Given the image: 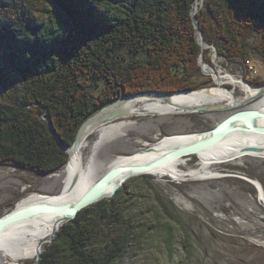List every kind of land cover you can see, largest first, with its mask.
Listing matches in <instances>:
<instances>
[{
  "label": "trees",
  "instance_id": "1",
  "mask_svg": "<svg viewBox=\"0 0 264 264\" xmlns=\"http://www.w3.org/2000/svg\"><path fill=\"white\" fill-rule=\"evenodd\" d=\"M195 1L0 0V61L17 77L14 84L0 74V167L57 173L83 123L120 95L205 85L194 80L201 53L209 63L197 28L219 58L250 49L264 59V0H204L193 16ZM149 189L154 214L167 220L154 232L171 251L179 213ZM121 192L62 226L37 264H120L138 239L133 219L115 203Z\"/></svg>",
  "mask_w": 264,
  "mask_h": 264
},
{
  "label": "rangeland",
  "instance_id": "2",
  "mask_svg": "<svg viewBox=\"0 0 264 264\" xmlns=\"http://www.w3.org/2000/svg\"><path fill=\"white\" fill-rule=\"evenodd\" d=\"M201 7L202 5L199 8ZM196 40L200 43L198 32ZM202 50L208 51L206 57L209 63L204 62V55L201 53L197 61L199 73L194 80L201 84L204 82L205 85H201L199 89L192 92L220 87L214 80V74H212L214 72L217 75L233 76L246 82L255 90L264 86V59L250 49L244 57H236L229 61L219 58L217 50L212 45L205 43ZM201 55L205 67L200 64ZM0 74L8 82L17 83L15 74L6 68L2 61H0ZM222 87L227 90L228 94L232 91L228 83H224ZM142 92L130 96L120 95V98L109 104L112 106L110 109L117 107L121 101L131 99ZM241 96L242 92L237 90L235 97ZM249 104L225 111L180 112L165 116L128 117L122 113L114 120L101 123L108 125L121 120L131 121V124L124 130V136L110 140L111 142L105 143L98 150L97 162L101 168L97 176L98 178L102 176L110 166L109 163L119 156L128 157L143 150L144 147L157 143L167 135L208 131L233 111L248 108ZM104 115L105 112L97 114L100 117ZM95 138L96 134L90 136L89 142L92 143ZM88 151L89 149L84 153ZM192 156L188 157L191 160L187 165L196 168L197 158L195 155ZM243 156L245 157L235 158L231 163L214 167L215 171L221 173L219 178L183 182H176L167 177L159 180L154 176H151L153 179L148 181L128 179L117 190L118 192L122 189L123 194L115 199V203L123 209L126 218L133 219L131 222L136 228L138 239L136 244L130 243L128 252L120 264H264V160L248 155ZM62 171L63 168L57 173L42 176L12 165L1 166L0 217L11 212L17 203L32 194L48 196L62 192V184L57 177ZM247 180L261 185L263 197L259 195L258 187L256 188ZM151 186L155 187L164 198H168L167 201H170L171 206L179 213L181 225L176 227L177 238L171 251L163 247L161 242L163 233L157 235L153 229L163 226L167 220L160 212L157 216L154 214L158 211L153 208L155 204L149 189ZM115 197L116 194L104 200ZM182 238L188 239L185 243L188 253L184 252L185 247L181 244ZM53 240L42 246L41 254ZM35 259V255L30 259H19L17 264H30ZM2 262L6 264L11 261L0 257V264Z\"/></svg>",
  "mask_w": 264,
  "mask_h": 264
},
{
  "label": "bare ground",
  "instance_id": "3",
  "mask_svg": "<svg viewBox=\"0 0 264 264\" xmlns=\"http://www.w3.org/2000/svg\"><path fill=\"white\" fill-rule=\"evenodd\" d=\"M202 2L203 0H196L194 2L192 8L193 15L202 5ZM213 74L215 82L220 85V87L217 86L213 90L202 89L192 93L174 94L166 101L154 97L135 96L131 99L121 101L119 105L117 104V107L111 109L122 112L128 117L174 115L180 112L193 111L200 106L206 105L215 106L217 104L223 105V103H227L228 106H236L241 104L245 99L254 96L257 92L255 88L250 87L246 82H242V80L233 76L228 74H219L216 76L217 74L215 72ZM224 83H228L232 88V91L230 90L231 92L228 91L229 94L222 87ZM237 90L242 92V96L239 98L235 97ZM248 109H254L264 113V93L259 98L252 100ZM98 117L100 118V116ZM98 117L89 121L81 129L78 137L79 147L76 150H68V162L63 167V171L57 175L61 181V190L63 189V191L57 193L58 195L54 194L56 196L32 194L17 203L18 207L37 203L38 200L54 203L59 202L60 204L75 203L92 186L98 179V170L101 168V165H98L97 162L98 150L105 143L111 142L110 140L124 136L125 128L131 124L130 120H121L105 125L99 123ZM256 124L264 126V119H258ZM94 134H96V138L90 143L89 137ZM196 137L197 135L195 133L167 135L162 137L157 143L144 147L145 149L151 147L149 151L143 149L128 157L119 156L113 159L111 161L112 163H109L110 166L109 164L107 166L147 165L172 150L191 143ZM248 147H257L260 149V152L243 151ZM87 149L89 151L85 154L84 152ZM243 155L264 160V136L255 133H238L227 138L215 147L196 154V168H191L187 165L188 161L191 160L188 157H193L192 155H187L155 167L149 171V174L159 180L167 177L176 182L219 178L221 173L215 171L214 167L231 163L238 157H245ZM74 180L77 183L69 191L68 188ZM256 185L260 195L263 194L257 182ZM54 224L55 217L41 216L13 225L5 233L0 235V257L10 259L11 262L6 264H17L19 259H30L34 255L36 256L38 243L51 236ZM1 264L4 263L2 262Z\"/></svg>",
  "mask_w": 264,
  "mask_h": 264
},
{
  "label": "water",
  "instance_id": "4",
  "mask_svg": "<svg viewBox=\"0 0 264 264\" xmlns=\"http://www.w3.org/2000/svg\"><path fill=\"white\" fill-rule=\"evenodd\" d=\"M193 15V12L191 11ZM197 27V26H196ZM197 32L200 36L199 45L201 48L205 46V42L202 38L201 32L197 28ZM200 64L202 67L204 66V62L202 60V55L200 56ZM213 74V73H212ZM218 76V75H216ZM258 91L254 96L245 99L241 104L236 106H228V105H206L200 106L193 111H188L192 113L197 112H207V111H225L235 109L239 106H243L251 102L252 100L258 98L264 93V86L262 88L257 89ZM182 93H192V91L182 92ZM180 94V93H174ZM163 92H142L140 96L154 97L159 98L161 100H168L171 95ZM136 95V96H139ZM111 105L103 107L98 113L90 117L82 127L79 129L74 144L70 149H65L64 151L68 153V150H76L79 147V133L81 129L92 119L98 117L97 114L105 112V115L99 118V123H107L111 120H114L122 115V112L114 111V109H110ZM258 119H264V113L248 108L237 109L233 111L229 116L223 119L220 123H218L214 128L205 131L195 133L197 135L196 139L191 143L172 150L171 152L163 155L157 160L147 164V165H132V166H115L109 167L107 171L100 176L90 188L75 202V203H63L59 202H47L45 200H38L37 203L28 204L24 206H16L11 212L7 213L0 217V235L5 233L10 227L15 224L31 220L35 217L41 216H53L55 217V224L52 234L49 238L43 239L38 243V251L36 254V259L30 264H36L41 258V248L45 243H49L53 240L56 232L62 227L65 223L72 221L76 218L78 213L91 206L94 205L104 199L113 197L117 190L130 178L141 176V175H150L149 171L153 168L158 167L162 164L168 163L174 159L187 156V155H196L205 150H208L216 145L224 142L227 138L242 133H255L264 136V126H259L256 124ZM144 149V148H143ZM151 147L146 148L144 150L149 151ZM141 151V150H140ZM243 151L246 152H260V149L257 147H248ZM153 176V175H150ZM254 186L257 185L252 180H247ZM77 181L74 180L69 186L68 190L70 191L76 185ZM261 188V185L258 183ZM258 189V188H257ZM260 195V193H259Z\"/></svg>",
  "mask_w": 264,
  "mask_h": 264
}]
</instances>
